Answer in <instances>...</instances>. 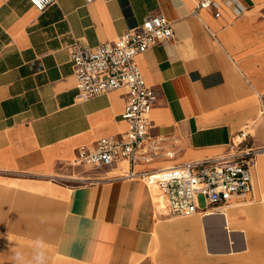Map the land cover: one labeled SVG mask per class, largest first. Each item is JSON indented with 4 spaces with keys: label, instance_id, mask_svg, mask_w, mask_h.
I'll return each instance as SVG.
<instances>
[{
    "label": "crops",
    "instance_id": "obj_1",
    "mask_svg": "<svg viewBox=\"0 0 264 264\" xmlns=\"http://www.w3.org/2000/svg\"><path fill=\"white\" fill-rule=\"evenodd\" d=\"M240 2L243 16L225 8L215 19L193 15L197 0H55L44 12L0 0V264H37V240L43 264H144L161 243L163 264L186 254L201 264L264 255L260 155L258 206L238 201L188 218L157 220L150 188L121 166L69 184L83 178L70 168L78 148L128 128L123 91L79 97L70 46L111 43L150 15L175 32L137 59L157 95L152 134L181 139L177 159L156 166L222 156L244 125L262 119L264 0ZM250 220L257 231L246 239Z\"/></svg>",
    "mask_w": 264,
    "mask_h": 264
},
{
    "label": "built area",
    "instance_id": "obj_2",
    "mask_svg": "<svg viewBox=\"0 0 264 264\" xmlns=\"http://www.w3.org/2000/svg\"><path fill=\"white\" fill-rule=\"evenodd\" d=\"M28 1L39 12L55 3V0ZM85 1L90 4L96 0ZM225 8L237 18L247 11L240 0H197L193 15L205 11L220 19ZM261 16L264 18V8ZM174 38L171 21L150 15L141 25L128 29L111 43L90 47L79 40L70 46L79 97L87 100L123 91L126 98L121 117L128 125L125 132L102 138L94 147L78 148L70 166L110 169L126 164L123 177L144 181L154 191L153 199L165 211V216L188 218L205 211L199 207L200 196L206 201V210L222 209L248 196L253 198L259 150L245 147L248 138L253 136L249 130H242L223 156L155 165L162 161L174 162L180 152L181 139L152 134L151 115L157 95L147 84L137 59L151 47L169 43ZM260 117L264 121V102ZM139 166L143 168L137 169Z\"/></svg>",
    "mask_w": 264,
    "mask_h": 264
},
{
    "label": "rangeland",
    "instance_id": "obj_3",
    "mask_svg": "<svg viewBox=\"0 0 264 264\" xmlns=\"http://www.w3.org/2000/svg\"><path fill=\"white\" fill-rule=\"evenodd\" d=\"M260 19H263V18L260 17ZM248 124H249L250 128L245 129V125H244L242 127V129L244 131L249 130V132L251 133V135L253 137L248 138V141L245 143V147L246 148H252L255 150L256 149L259 150L257 152V155H256V162H257L259 159V153L264 150V125L262 123V119L258 120L256 123H253V121H249ZM260 127H261V129H263V136L261 135L262 133L259 132ZM260 156H261L260 158H262V157L264 158V154L263 155L261 154ZM120 166L122 169H125V170L127 169L126 164H122ZM70 168H73L76 171V175L79 174L81 177H83L81 179L76 178L78 180H75L74 182H70L69 183L70 185L81 184L82 182H84L88 178H90V177L96 175L98 172H101L102 170H104V169H95V168H91L88 166L70 167ZM254 184H255V190H254L255 195H254V197L251 198L250 196H248L245 200H240V202L246 203L251 207L252 206L253 207L258 206V204L260 203V197H261L260 191L258 189V182L256 179V175H255V179H254ZM154 194H155L154 191H151L152 198H153ZM198 203H199V207L201 209L204 210L207 208V204H206L204 197L200 196L198 198ZM154 206H155V203H154ZM155 212H157L156 213L157 220L159 217H160V219H159L160 221H166V220L173 218L170 216H165L166 215L165 211L162 210V207H160L159 205L157 207L155 206ZM263 223H264V221H263ZM164 249L166 250V248H164V245H162V243L158 247H154L152 249V251L150 252V258L145 259L144 264H163L162 263L163 258L160 259V257L163 255ZM190 251H192V250H190ZM181 253L182 252H179L178 255H181ZM247 255H248V253H241V254L236 253V254L226 256L223 259L213 258L214 259V260H212L213 262H210L207 264H264V255H262V257L255 256L252 259L247 258L246 257ZM180 261L181 262L178 264H201L198 262L195 263V258H193L192 256H188L187 254H186V257L181 259Z\"/></svg>",
    "mask_w": 264,
    "mask_h": 264
},
{
    "label": "clouds",
    "instance_id": "obj_4",
    "mask_svg": "<svg viewBox=\"0 0 264 264\" xmlns=\"http://www.w3.org/2000/svg\"><path fill=\"white\" fill-rule=\"evenodd\" d=\"M35 246L37 248V254L35 256V259L37 261V264H43V260H44V252H43V242L41 240H37L35 242ZM17 259H21L19 253L17 254Z\"/></svg>",
    "mask_w": 264,
    "mask_h": 264
},
{
    "label": "bare ground",
    "instance_id": "obj_5",
    "mask_svg": "<svg viewBox=\"0 0 264 264\" xmlns=\"http://www.w3.org/2000/svg\"><path fill=\"white\" fill-rule=\"evenodd\" d=\"M237 140H240V139L237 138ZM261 154H264V150L261 151V152L259 153V155H261ZM153 198H154V197H153ZM153 202L155 203V206L157 207L158 204L156 203V200L153 199ZM231 216H232V215H227L228 222L231 221ZM209 220H210V219H209ZM218 220H219V219H218ZM221 222H222V221H221ZM252 222H253V220H252ZM209 223H210V222H209ZM248 223L251 224V220H250V222H248ZM250 226H251V229H252V227H253L254 230H253L252 232H251V230H249V231L246 232V239L249 238V234H251V238L254 237L252 234H256V231H257V230L255 229V228H256L255 223H252ZM213 227H214V226H213ZM215 230H216V229H215ZM260 231H261V230H260ZM219 236H220V235H219ZM222 244H223V243H222Z\"/></svg>",
    "mask_w": 264,
    "mask_h": 264
},
{
    "label": "water",
    "instance_id": "obj_6",
    "mask_svg": "<svg viewBox=\"0 0 264 264\" xmlns=\"http://www.w3.org/2000/svg\"><path fill=\"white\" fill-rule=\"evenodd\" d=\"M231 250H232V247L230 246V244H228L227 250L225 251L230 252Z\"/></svg>",
    "mask_w": 264,
    "mask_h": 264
}]
</instances>
